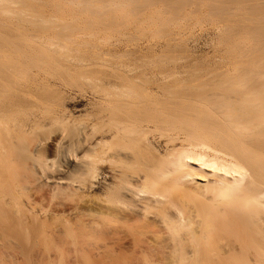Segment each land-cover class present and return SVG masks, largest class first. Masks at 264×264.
I'll return each instance as SVG.
<instances>
[{
    "label": "bare ground",
    "instance_id": "6f19581e",
    "mask_svg": "<svg viewBox=\"0 0 264 264\" xmlns=\"http://www.w3.org/2000/svg\"><path fill=\"white\" fill-rule=\"evenodd\" d=\"M67 56L86 121L20 78ZM0 264H264V0H0Z\"/></svg>",
    "mask_w": 264,
    "mask_h": 264
},
{
    "label": "rangeland",
    "instance_id": "374dc122",
    "mask_svg": "<svg viewBox=\"0 0 264 264\" xmlns=\"http://www.w3.org/2000/svg\"><path fill=\"white\" fill-rule=\"evenodd\" d=\"M63 5V4H62ZM61 5V6H62ZM66 5V4H65ZM64 6V5H63ZM52 4L50 5V6H47V4H44V5H42V8L43 9H52ZM70 7V6H69ZM64 8V7H63ZM62 8V9H63ZM65 10H68V6L65 8ZM208 29L209 27L208 26H205L204 27V29ZM195 31V30H194ZM196 34H199L198 33V31H197V33ZM213 36H208V35H206L205 37L203 36L201 39H200V41L198 42V43H196V44H192V45H190L189 46V48H190V50H189V52H190V55H188V57H184V56H181V57H175L173 60H171L170 61V59L166 56V58H165V56H163V59H166L165 61H167L168 62V60H169V64L168 65H170L171 64V68L173 67L174 68V65H172V63L173 62H175V61H177V60H179L180 58H181V61H182V59H183V63H185V60H186V58H187V64H188V62L190 61L191 63H190V65L192 66V69L194 68L193 67V65L195 66H197V67H195L194 69H201V68H205L206 69V66H207V69L209 68V67H213V68H215V67H222L223 65H222V61H226L225 63H228L227 61V59H221V60H219L220 58L219 57H217L216 58V52H214L215 50H214V45H215V39H214V37L212 38ZM211 40V41H210ZM206 42V43H205ZM84 52H85V50H84ZM71 53H73V52H71ZM68 54H70V53H68ZM75 54V55H74ZM85 55H86V53H84ZM84 54H83V50L81 51L80 50V52H78V51H76V53H75V51H74V53L72 54V55H74V58L73 57H69V56H67L66 57V59L68 60V61H66V60H62V58H61V60H59L58 61V63H60L61 64V66H64V68L65 67H67V66H69L70 65V63H71V65H73L74 63L72 62L73 60H71L72 58L73 59H75L74 60V62H75V64H76V61H77V59H79V58H81V57H83V59L86 57H84ZM72 55H70V56H72ZM88 56V55H87ZM75 57H77V59L75 58ZM184 57V58H183ZM215 57V58H214ZM87 58V57H86ZM113 58V57H112ZM112 58H110V59H112ZM120 58V57H119ZM168 58V59H167ZM113 59H115V58H113ZM112 59V60H113ZM161 59H162V57H161ZM117 60H118V58H117ZM121 60V59H120ZM120 60H118V61H120ZM125 60H128V61H124V58H123V61L125 62V63H127V65L130 67V65L129 64H131V68L133 69V67H134V69H139V68H137L138 66V64L136 65L134 62L135 61H132V59H125ZM78 61H80V59L78 60ZM108 61H111V60H108ZM122 61V60H121ZM219 61V62H218ZM70 62V63H69ZM113 61H111V65L110 64H108L109 62H105V66H98V65H96V67H98L97 69H96V67L94 66H91V71H90V69H88L87 70V75H85L84 77H83V73H80V72H82V70L80 71V70H78L79 71V73L72 67L71 69H73V70H75V72L73 71V72H71V71H67V68H65L64 70H65V72H64V70H61V66L59 65V66H57L58 67V70L57 69H55L54 68V66H52V64L50 65L49 63H48V65H49V67L46 65V66H44L43 65V67H41V68H43L44 69V72H42V70H40V74L36 71V69L35 68H32V69H29L28 70V72H25V73H23L22 74V76L20 77L22 80H24V81H27V79L28 80H31L32 78H34V76L37 74V75H39L40 77H42V78H44V73L46 72V71H48V72H46V73H49V75L51 76H53L54 78L52 79V77H50L48 74H46V75H48V76H46L45 75V77L47 78H49V80H47V79H45L44 78V80H46L45 82H48V81H51L50 82V84L52 85L51 87H49V86H47V87H45L44 89H42L41 91H39V93L37 94L36 93V95H37V97H41L43 100H45V101H49V102H53V103H58V104H60L62 107H65V109H67L68 111V113H73V116H77V119H78V116H79V119H80V121L82 120H87V118L88 119H90V117L88 116L90 113H91V95H90V92H91V90H92V88H93V86H95V85H102L103 84V82H104V80H103V78L105 77V75L107 74V73H109L110 72V70L112 69V67H113V65H115V63L113 64L112 63ZM171 62V63H170ZM219 63H221V64H219ZM225 63H223L224 65H225ZM47 64V63H46ZM41 65V64H40ZM70 65V66H71ZM137 67H136V66ZM189 65V66H190ZM52 68H51V67ZM74 66V65H73ZM109 66H111V67H109ZM188 66V65H187ZM209 66V67H208ZM46 67H48L47 69H45ZM157 67V66H156ZM54 68V69H53ZM60 68V69H59ZM69 68V70H70V67H68ZM87 68H89V67H87ZM158 68V67H157ZM170 68V69H171ZM172 68V69H173ZM62 69H63V67H62ZM85 69V68H84ZM83 69V70H84ZM159 69V68H158ZM168 69H169V67H168ZM202 69V70H203ZM211 69V68H210ZM86 70V69H85ZM85 70H84V72H85ZM204 71H206V70H204ZM41 74H43L42 76H41ZM85 74V73H84ZM81 75V76H80ZM39 77V78H40ZM52 80H54V81H52ZM54 84H57V85H55V87L53 86ZM81 88V89H84V91H86V95H88V96H86V95H84L85 97H84V99H79V100H81V102H79V100L76 102V100H72V95L75 93V91H77V88ZM81 89H79V90H81ZM83 91V90H82ZM90 96V97H89ZM79 102V103H78ZM76 103H78V104H76ZM80 104V105H79ZM77 106H79V110L81 109V111H77L78 110V108H77ZM46 108V107H45ZM31 108H29V110H30ZM35 109H36V111H35ZM38 108H34V111L37 113H39L40 111H38L37 110ZM77 109V110H76ZM26 110H28V108L26 109ZM43 110V109H42ZM34 111H33V113L32 114H34ZM43 111H45L46 112V110L44 109ZM43 111H41V112H43ZM29 112V111H28ZM27 111H26V113H28ZM32 112V111H31ZM30 112V113H31ZM75 112V113H74ZM29 113V114H30ZM44 113V112H43ZM29 114H26L27 116L29 115ZM31 114V115H32ZM46 114H48V113H46ZM85 114V115H84ZM88 116V117H87ZM78 119V120H79ZM84 121V122H85ZM55 129V128H54ZM43 131H45V130H43ZM39 132V137H37V138H44V137H46V135L45 134H47V133H49V132H47V130L45 131V132ZM49 131V130H48ZM36 137V136H35ZM56 137V138H55ZM55 137H54V135L52 136V138L51 139H53V141H55L57 138H58V135L56 136L55 135ZM51 142H49V145L51 146V150H52V154L54 153V149H55V144H54V142H52V140H50ZM52 143V144H51ZM54 146V147H53ZM83 177V176H82ZM87 176H85L84 178H81V177H79V180L81 179V181H82V179H84V180H88L89 178H86ZM78 180V179H77ZM83 180V181H84ZM87 183L88 182H90V181H86ZM86 185V184H85ZM90 183H88L85 187V189H86V194H89L90 193V195H92L93 193L92 192H88V190L90 191V189H89V187H90ZM91 191H92V189H91ZM92 193V194H91ZM74 218V217H73ZM72 218V220L75 222V220Z\"/></svg>",
    "mask_w": 264,
    "mask_h": 264
}]
</instances>
